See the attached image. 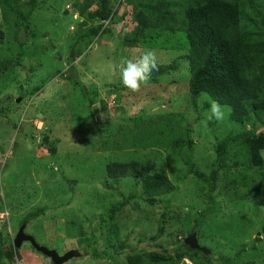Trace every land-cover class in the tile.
Returning <instances> with one entry per match:
<instances>
[{
	"label": "rangeland",
	"instance_id": "rangeland-1",
	"mask_svg": "<svg viewBox=\"0 0 264 264\" xmlns=\"http://www.w3.org/2000/svg\"><path fill=\"white\" fill-rule=\"evenodd\" d=\"M72 1L44 0L43 8L32 10L26 54L19 63L13 61L0 70V224L4 222L0 240L6 245L26 222L25 232L38 244L59 254L78 250V256L62 264H126L129 252L172 251L177 239L195 232L211 257L194 252L192 259L183 257L179 264H264V165L259 169L247 161L242 142L234 136L243 128H232L227 105H222L227 117L222 122L208 119L209 108L202 105L209 99L207 94H200L196 108L189 102L190 68L182 57L185 36L163 35L161 44L154 46L119 44L135 23L131 4L116 1L113 20L103 29L109 32L85 49V38L80 40L69 63L68 37L74 35L77 22L63 10ZM20 3V8L29 5L28 0ZM262 10L264 14V6ZM41 30H46L42 36L31 34ZM0 41V61L21 50L13 37L9 41L14 46L4 43L6 38ZM145 49L156 53L158 65L175 66L161 75L152 73L146 85L132 92L120 82L119 65ZM167 112L182 113L180 124L189 128L187 133L184 128L180 133L173 128L165 132L161 140L167 149L152 139L134 142L126 136L125 129L136 122L129 115ZM137 121H141L138 116ZM97 125L106 128L103 135ZM250 129L264 132V124L254 121L245 127ZM169 131L172 137L166 139ZM229 135L226 151L219 155L217 146ZM178 137L185 140L182 149L169 151ZM171 139L173 143L166 142ZM189 139L192 143L187 147ZM261 155L264 159V150ZM143 158L163 164L174 186L170 192L148 198L141 183L134 185L130 177L104 180L107 163ZM190 164L206 175L215 165L221 166L214 190L209 192L207 182L189 170ZM134 192L141 198H129L109 219V208ZM36 207H44L43 214L23 221ZM161 220L164 229L152 239ZM112 222L117 226L113 233ZM88 236L96 240L78 242ZM4 262L53 264L29 242Z\"/></svg>",
	"mask_w": 264,
	"mask_h": 264
},
{
	"label": "trees",
	"instance_id": "trees-1",
	"mask_svg": "<svg viewBox=\"0 0 264 264\" xmlns=\"http://www.w3.org/2000/svg\"><path fill=\"white\" fill-rule=\"evenodd\" d=\"M20 1L0 0L2 15L0 40L6 38L7 42L4 43L14 46L9 41V37H13L17 40L15 44L21 49L14 58L5 57L0 61L1 71L7 69L13 61L19 63L20 57L26 54L27 28L31 22L30 14L32 10L43 8V5H46L44 0H40L38 3L36 0H28L29 5L20 8V5L26 4V2L21 4ZM116 1L131 4L132 21L135 23L131 30L124 32L123 36L119 38L117 41L119 44L128 47H133L137 43L154 46L161 44L163 35L169 37L172 35L171 38H173L174 34H178L179 39L185 36L186 49H184L186 52L182 57L189 62L190 68L189 102L196 108L198 97L201 93H205L209 99L207 100L205 97L206 101L202 103L204 108H209L212 100H216L221 105H227L230 111L228 118L226 116L225 118L233 129L243 128L237 134L235 131L234 136L242 142V150L246 154L247 161L262 169L264 159L261 151L264 150V132L256 133L253 129L245 130V127L253 124L254 121L264 124V14L262 10L264 2H259L260 0H74L72 8L79 11L83 20H76L77 28L74 35L68 37L72 42L69 45V50L72 48L75 52L80 40L84 38L85 49L96 37L104 32H109L103 31L101 21L113 20ZM93 4L96 7L88 9ZM63 12L68 14L67 16L72 20L70 12L66 8ZM44 31L46 30H41L38 33L33 31L31 34L42 36ZM169 47L171 48V45ZM1 50L2 48H0ZM73 59L68 55L69 63ZM174 66L175 64L173 66L172 64L166 66L159 64L158 70L152 73L161 75L173 69ZM153 81L155 80L153 79ZM116 108L120 110L122 106ZM122 111L125 112L124 108ZM137 116L141 121H137ZM118 117H120V113ZM129 118H136V122L133 127L125 129L126 136H131L130 140L134 142L139 140L144 143L145 140L152 139L159 148H166L165 142L161 140L165 132L173 128L174 131L177 129L180 133L184 128L180 124L184 118L182 113L167 112L155 116L139 113L133 116L129 115ZM97 130L99 135H103L106 128L97 125ZM184 130L187 133L189 128H184ZM170 134L169 131L165 138L172 137ZM230 138L231 135L227 140L218 144L219 155L225 153L226 144ZM184 141L180 137L173 140L174 143L172 139L166 140V142L173 143V148L171 147L169 150L173 152L181 150ZM129 143L131 142L129 141ZM186 143L188 147L192 141L189 139L186 140ZM50 150L54 152V147L51 146ZM220 167V165H215L208 175L194 168L193 164H190L189 170L198 179L207 182L210 192L214 190ZM103 173L106 176L105 181L130 177L134 185L140 182L142 192L146 193L148 198L164 195L174 188L168 174L164 171L163 164L158 165L153 162V159L143 158L138 162L136 159L109 162L105 165ZM136 195L134 192L127 198L123 197L121 201L110 207L109 219L116 216V212L128 202L129 198H141L142 194ZM43 212L44 207H36L24 215L23 221L28 222L42 215ZM162 222L163 220L158 223L157 232L151 237L152 239L158 237L164 229ZM109 227H112L110 232L113 233L115 231L113 227L117 226L115 222H112ZM262 231L264 232V221ZM95 240V237L88 236L78 242L91 244V241ZM119 247H123V245ZM15 250L12 239L8 238L6 245L1 239L0 264H5L4 260H11ZM108 251V248L104 249V253L108 254ZM194 252L199 253L202 258L211 257L198 249L191 248L184 243V239H177L172 251L169 249H141L129 252L125 262L126 264H179L183 257L188 256L192 259ZM144 255L146 256L142 257Z\"/></svg>",
	"mask_w": 264,
	"mask_h": 264
},
{
	"label": "clouds",
	"instance_id": "clouds-1",
	"mask_svg": "<svg viewBox=\"0 0 264 264\" xmlns=\"http://www.w3.org/2000/svg\"><path fill=\"white\" fill-rule=\"evenodd\" d=\"M93 6L94 8L96 7V5L93 4L88 9H94L92 8ZM66 8L70 12L72 21L83 20V17L79 14V11H77L74 7L72 8V2L71 5L67 3ZM108 21L109 19L101 21V23L103 24L102 29L106 26V23ZM71 50L73 51L72 48ZM157 70H158V63H157L156 53L151 49H145L136 57L126 58L120 63L119 65L120 82L124 88L132 92H137L141 89L142 86L146 85L150 81L152 72ZM225 107L226 106H222L216 100H212L209 105L210 115L208 119L223 121L225 119V111H224Z\"/></svg>",
	"mask_w": 264,
	"mask_h": 264
},
{
	"label": "water",
	"instance_id": "water-1",
	"mask_svg": "<svg viewBox=\"0 0 264 264\" xmlns=\"http://www.w3.org/2000/svg\"><path fill=\"white\" fill-rule=\"evenodd\" d=\"M72 55H73V51L71 50V56ZM25 225H26L25 222L22 223L20 225V227L18 228L17 232L15 233V235L12 239V243H13L14 247L18 248L21 246V244L23 242H29L31 244V246L34 247V249H36L37 251L41 252L42 254H44L45 256L50 258V260L53 264H62L64 262H66L67 260H69L73 257H76L80 254L78 252V250L75 248H71V249L65 251L64 253L59 254L56 251V249L48 248L46 246L38 244L32 235L25 232ZM184 243L188 244L193 249L195 248V249L200 250L205 255L210 253V251L208 249H206L205 247H203L199 244L195 232H193L190 235H188L187 237H185ZM184 264H188V263H184Z\"/></svg>",
	"mask_w": 264,
	"mask_h": 264
},
{
	"label": "built area",
	"instance_id": "built-area-1",
	"mask_svg": "<svg viewBox=\"0 0 264 264\" xmlns=\"http://www.w3.org/2000/svg\"><path fill=\"white\" fill-rule=\"evenodd\" d=\"M2 214H3V213H0V216H1V217H2Z\"/></svg>",
	"mask_w": 264,
	"mask_h": 264
}]
</instances>
